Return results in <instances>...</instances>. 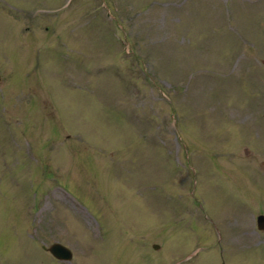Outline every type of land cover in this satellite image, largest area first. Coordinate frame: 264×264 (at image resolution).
<instances>
[{"label": "rangeland", "instance_id": "374dc122", "mask_svg": "<svg viewBox=\"0 0 264 264\" xmlns=\"http://www.w3.org/2000/svg\"><path fill=\"white\" fill-rule=\"evenodd\" d=\"M259 215L264 0H0V264H264Z\"/></svg>", "mask_w": 264, "mask_h": 264}, {"label": "water", "instance_id": "95a60500", "mask_svg": "<svg viewBox=\"0 0 264 264\" xmlns=\"http://www.w3.org/2000/svg\"><path fill=\"white\" fill-rule=\"evenodd\" d=\"M258 229L264 231V216L258 217ZM158 245L154 246V249H159ZM47 250L55 259L61 262H71L73 259V252L66 246L60 243H54Z\"/></svg>", "mask_w": 264, "mask_h": 264}, {"label": "flooded vegetation", "instance_id": "af4514ba", "mask_svg": "<svg viewBox=\"0 0 264 264\" xmlns=\"http://www.w3.org/2000/svg\"><path fill=\"white\" fill-rule=\"evenodd\" d=\"M260 216V215H259Z\"/></svg>", "mask_w": 264, "mask_h": 264}]
</instances>
